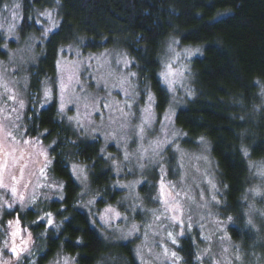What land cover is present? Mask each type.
I'll use <instances>...</instances> for the list:
<instances>
[{"label":"trees","instance_id":"16d2710c","mask_svg":"<svg viewBox=\"0 0 264 264\" xmlns=\"http://www.w3.org/2000/svg\"><path fill=\"white\" fill-rule=\"evenodd\" d=\"M7 1L0 0V8ZM18 1L24 17L35 18L36 10L54 7L61 24L58 34L45 40L40 57L28 70L23 121L28 130L25 137H39L46 148L51 145L53 163L48 175L64 184L63 201L40 203L37 209L17 213L33 237L32 254L20 264H46L60 251L75 257L76 264H139L131 242L106 240L78 206L80 189L69 174L68 163L88 166L96 207L113 204L122 194L111 186L113 175L101 154L100 141L83 138L65 123L54 102L38 108L32 101L42 81L54 74L61 47L77 44L84 51L97 52L118 46L134 61L139 85L152 91L160 112L168 103V92L158 77L160 52L170 36L183 45L202 46L201 55L190 63L194 95L177 109L175 124L186 134L185 145L192 146L201 137L210 144L224 188L220 211L233 221L227 228L231 240L246 250L252 247L262 252L264 238L259 246L252 241L257 234L246 224L243 195L249 185V160H264V0H60L59 5L55 0ZM37 30L33 20L21 22V36ZM242 148L247 149V157ZM146 190L145 185L140 187L141 192ZM40 212L53 213L59 227L35 224ZM263 229L261 225L259 232ZM178 252L183 264H194L189 234L179 237Z\"/></svg>","mask_w":264,"mask_h":264},{"label":"rangeland","instance_id":"374dc122","mask_svg":"<svg viewBox=\"0 0 264 264\" xmlns=\"http://www.w3.org/2000/svg\"><path fill=\"white\" fill-rule=\"evenodd\" d=\"M19 2L18 0H9L5 4H8L11 8L13 3ZM44 9H40L43 11ZM37 10L35 12V19H39L40 23H35L38 30L36 32H31L26 34L25 36H21L20 34V26L21 21H17V27L13 35H9L6 31L8 23L11 22L10 20V13L8 11H4L3 7L0 8V23L4 25L3 29H0V76L9 82V88L13 89L17 94L18 100H23L25 107L23 109H19L18 104H14L11 101L7 102V107H15L20 114L21 119L17 122L24 126V113L26 109V105L28 103L27 94V86H28V70L31 66L35 65L38 58L40 57L43 51V44L46 40L43 36V28L49 27L50 24L45 21L43 18L38 17L36 15ZM19 14L22 16L21 8L19 9ZM55 18L56 21L59 22V17L57 15V11L55 9ZM178 41L177 44L173 45L175 49V53L179 54V59L177 60L173 55V64L176 68L183 67L184 69V76L183 78L177 77V83L173 86L174 90L168 92V103L164 107V109L160 112L156 110L154 105V113L156 115L157 120H161L163 113L169 108L172 107V110L176 114L178 108L183 107L187 104V102L193 97L194 95V87L192 84V75L190 70V63L191 60L196 57L200 56L202 53V46L200 45H183L179 42L177 37L170 36L168 37L165 42L163 43L161 52H160V69L159 72L162 71L163 61L166 56H169V44L173 41ZM6 46V47H5ZM64 48L65 51L61 52L60 49ZM58 51L57 58L55 60V71L54 74L45 81H42L41 87L39 88L38 94L35 99L32 101V104L38 106V108L47 106L51 102H54L56 109L59 113V99L58 96H53V99L45 103L43 97V88L44 82L47 81L49 87H54V82L57 79V69H56V61L61 59L63 61H67V69L64 73L65 78L71 74V65L72 62L78 60H86L90 55L94 57H102V54H106L102 57L101 63H104L106 60L108 63L102 68L97 69V61L92 60L90 63L92 64L91 69L85 70L82 66L80 69V79L84 82L85 87L87 88L88 92L95 96H105L106 91L102 88H97L95 83L89 79V73L93 76H106L108 71H116L118 73L126 74L128 71L135 72L136 70L133 68V64L130 65L128 68H124L122 65H117L116 60L120 58L121 54H126V56L130 58V56L118 46H113L109 48H105L103 50L93 52V51H84L81 47L77 44H69L66 46L61 47ZM191 50L193 55L187 56L184 50ZM196 49L200 51L198 53L195 52ZM132 60V59H131ZM158 72V73H159ZM112 81H109L111 83ZM131 83L136 85L135 91L140 93V97L137 98L136 105H134L132 111L136 112L137 107H143L146 103V96L143 92L145 86L139 85L137 81V76L131 78ZM148 88V87H147ZM75 91L79 94V87H75ZM111 96L108 97L106 102L109 103H116L119 102L121 106L126 99L123 92L119 89L112 88L110 89ZM149 92L152 93L150 89ZM189 93H191L189 95ZM153 94V93H152ZM6 97L4 95V89L0 88V105L4 104ZM130 103L132 101H129ZM261 105L264 106V88L261 92ZM81 118H84L85 109L81 104L79 106ZM90 110V109H89ZM103 113V121L101 120V116L94 114L89 119L94 121V126L99 127V132L93 134L91 129L86 134L83 131H79L81 136L87 140H94L98 139L100 141V149L103 148L104 152L101 153L103 157L106 159V167L111 170V174L113 175L112 185H116L117 182L120 184H129L130 182L135 181H142V183L137 184L134 192L136 195L140 197L139 200H132L126 199L129 195V190L127 188H117L122 191L120 198L113 204L118 211L122 214L127 215L129 217L128 221L124 220H116L113 221V227L108 228L103 226L98 221V213L102 211L104 207L98 208L94 205H88L87 201L89 199H96L97 196L91 192L89 187V180L87 181V194L81 195L82 192H85L84 186L80 185L78 181L77 184L79 185V196H78V206L87 212L90 218L91 225H93L96 230L106 239L109 241L115 242H131L133 246V251L135 258L139 264H141V260L136 255L137 248H141V255L145 264H168L167 261L164 260L163 256H160L157 259V256L162 253L161 245L167 247L170 251H175L181 257L180 253L178 252V247L171 244L170 241L166 238V232L163 228H158L157 226L153 225L151 229H146L148 224L153 223V217L151 209H158L160 208V204L152 199L155 197L158 192V182L160 180V168L153 165L148 160L142 161L145 164L144 169H140L136 167L137 161L135 158L132 159L131 162H125L124 164V171L117 175L115 171L112 169V161L108 159V156L111 155L117 163L123 160V149L125 145L123 143H118L117 141H105L104 133L106 131H111V128L108 127V118L113 113H110L108 109H102ZM77 114L76 107L69 104L65 109V113L63 115L59 114L60 118L70 125L73 129H76L74 123L69 122L67 117L74 116ZM14 115V114H13ZM137 115L139 113L137 112ZM175 116V115H174ZM174 116L172 117V121L168 124L170 129H175L177 132L180 133L179 138L175 141V144L169 148L167 151L164 152V160H163V167L166 169L167 174L165 175V183H172L176 185V191L181 193V202L184 208V219L187 223L189 218L192 223L191 229H185V233L189 234L192 239L193 243V261L194 264H198L195 259L196 254L202 253V251L206 248H211L212 257L219 262V264H225V262H230V264H264V249L262 252H258L254 250V248H250L246 250L240 247L239 244H236L234 241L231 240L228 234V226L232 225L231 223L227 222V218L222 216L220 206L223 204V185L220 181L218 170L214 159L210 153V144L205 138H197L195 139L192 146H187L184 144L187 137L186 134L175 124ZM133 124L139 123L138 120L134 119L132 121ZM160 124L156 123L154 125V129L156 134H159ZM25 127L21 129L23 132ZM78 131V130H77ZM130 136L132 135L131 132L128 133ZM152 135H149L148 140L153 139ZM17 139H21L19 135H17ZM23 139H28L27 137H23ZM7 144V151H12L15 148V156L17 158L20 157L21 153H23V159L19 160V162L13 167L12 161L9 159L10 169L14 175L18 178L20 176V169H24V178L21 181V186L19 191L24 192L25 189L23 188V184L30 183V187L27 189V193L31 194L34 190L36 193L37 204H25L24 207H20L16 205L13 210L3 209L0 210V231L4 233L0 234V247L3 245V241L8 239L6 233V223L8 220H13L18 214V212H22L23 209L26 210L28 208L37 209V205L42 203L46 204L52 200H59V196H63V191H54L52 189L46 187H37V185H43L46 183H50L52 181H58L53 177L49 176L48 179L45 180L40 177L38 169L41 167L43 163V157L39 156L38 150L39 146L33 147L31 145H24L22 142L19 145H14L11 141L5 142ZM40 145L44 146L42 143ZM145 146H147V141H145ZM179 147L180 151L175 152L174 149ZM45 147V146H44ZM111 148V149H110ZM137 148V143H133L131 140L127 143V150L131 152H135ZM8 159L3 152H0V161ZM253 162H264V160L259 161H250L248 163V180L249 185L245 189L244 192V201L247 203L246 208V219L247 226L251 228L257 236L253 235L252 241L258 243L260 245L262 237L264 238V229L263 233L259 232L260 226L264 228V197L255 195L251 190L259 189L261 192H264V176L258 175V168L250 167V163ZM182 165V167H181ZM131 169V172L128 171ZM211 179L212 182L215 184L216 189L213 190L207 181ZM145 185L147 190L145 192L140 191V187ZM201 192H203V199H201ZM185 193L187 197L185 198ZM215 195L216 199L220 201L219 204H216L212 201L211 197ZM0 196H3L5 199H8V202L11 203V199L8 195H6L3 190H0ZM39 200V201H38ZM40 204V205H42ZM134 204H142V209H136L135 211L131 210V206ZM13 213V217L5 218L8 213ZM42 212V211H41ZM40 212V215L43 213ZM203 218V219H202ZM225 221V230L226 235L229 237L227 240H221L220 237L225 235V232H217V225L214 223L215 220ZM96 221L95 225L92 221ZM249 220L251 224H249ZM3 222V223H2ZM131 223H136L138 225H142L141 231L139 234L127 237L125 233L122 231H118L117 229L127 230V227ZM164 225L167 226L168 222L165 221ZM202 226V227H201ZM20 227L26 231L23 232L25 238H27V234L30 233L27 227L20 224ZM148 231L147 239H145L144 232ZM168 231L178 232L179 229L173 227H167ZM156 233V235H153ZM209 236L210 240H205L202 237ZM259 241V242H258ZM33 242V237L31 234V243L30 248ZM17 244H19V238H17ZM178 244H179V237H178ZM261 247L264 248V243L261 244ZM224 249L228 251L225 252ZM151 250V252H149ZM236 255L240 256V260H235L234 257ZM26 256V255H25ZM64 257H69L70 264H76L75 257L67 255L63 252H57V254L49 260L46 264H54L55 261L63 260ZM0 260L2 261H9L10 264H17L15 257L11 255L6 249L0 251ZM32 259H30V262ZM183 264V261L181 262ZM202 264H209L207 258L202 261Z\"/></svg>","mask_w":264,"mask_h":264},{"label":"snow or ice","instance_id":"6c2138e0","mask_svg":"<svg viewBox=\"0 0 264 264\" xmlns=\"http://www.w3.org/2000/svg\"><path fill=\"white\" fill-rule=\"evenodd\" d=\"M60 0H55V4L59 5ZM3 10L8 11L10 13L11 22L8 23L7 33L9 35H13L15 29L17 27V21L23 22L24 20H33L35 23H40L39 19H35L34 17L28 16H20L19 9L21 8V4L19 2L13 3L11 8L8 4H3ZM36 15L38 17L43 18L47 21L50 26L43 28V36L46 39L51 40L55 35L58 34V31L61 28V24L56 21L55 18V8L44 9L43 11L37 10ZM4 25L0 23V29H3ZM178 41L173 40L169 44V56H166L163 65L162 71L158 73L159 81L163 84L167 90L173 91L174 85L177 83V77L183 78L184 69L176 68L173 64V55L178 60L179 54L175 53V49L173 45L177 44ZM6 47V46H5ZM61 52H64L65 49L61 48ZM200 50L196 49L195 52L198 53ZM184 52L187 56L193 55L191 50L185 49ZM106 54H102V57ZM102 57H94L89 56L86 60H78L72 62L71 65V74L65 78V71L67 69L68 62L58 59L56 61V69H57V79L54 82V87H49L47 81L44 82L43 88V97L45 103L50 102L53 99L54 93L58 96L59 99V114L63 115L65 113V109L69 104L76 107L77 114L74 116H68L67 119L69 122L75 124L76 129L78 131H83L86 134L91 129L93 134L99 132V127L94 126V121L89 119L92 115L97 114L101 116V120L103 121V113L102 109H108L110 115L108 118V127L111 128V131H106L104 135L105 141H117L118 143H123L125 145L123 149V160L119 163L109 155L108 159L112 161V169L115 171L117 175H120L125 169V162H131L133 158L137 161L136 167L140 169H144L145 164L142 162L144 160H148L153 165L160 168V180L158 182V192L155 197L152 199L156 200L160 204V208L151 209L153 223L148 224L146 229H151L153 225L158 228H163L166 232V238L171 242L172 245L179 247L178 237H183L185 233V229H191L192 223L189 218V221L186 223L184 219V208L181 202V193L176 191V185L172 183H165V175L167 174L166 169L163 167L164 160V152L171 148L175 141L179 138L180 133L175 129H170L168 124L171 123L172 117L175 115L172 107L169 108L163 113L162 119L157 120L156 115L154 113V105L156 104V100L154 95L148 91L147 85L143 89V92L146 96V103L143 107H137V111H132L134 105H136L137 98L140 97V93L136 92V85L131 83V78L137 76V73L128 71L126 74L118 73L116 71H108L106 76H93L89 73V79L95 83L97 88H102L106 91L105 96H95L88 92L85 87L84 82L81 81L80 77V69L83 66L85 70L91 69L92 64L90 63L92 60L97 61V69H102L108 62L105 60L104 63H101ZM134 63L133 60L129 59L126 54H121L120 58L116 60L117 65H122L124 68H128L130 65ZM109 81H112L109 83ZM9 82L6 81L3 76H0V88L4 89V95L6 97L4 104L0 105V152H3L4 155L8 158L3 161H0V190L9 196L11 199V203L8 202V199H5L3 196H0V210L9 209L13 210L16 205L20 207H24L25 204L31 203L35 204L37 202L38 197L36 196L35 191L33 190L31 194L27 193V189L30 187V183L23 184L24 192L19 191L21 186V181L24 178V169H20L19 178L13 174L10 169L9 159L12 161V166L14 167L19 160L23 159V153H21L20 157L17 158L15 156V148L12 151H7V144L5 142L11 141L14 145H19L21 142L24 145H31L34 148L39 146L38 155L43 157V163L41 167L38 169L40 177L47 180L48 179V170L50 165L53 163V159L49 154L48 148H51L49 145L47 148L40 145L39 137L23 139L24 136H27L28 130L24 129L21 132V129L24 127L22 124L17 123L21 117L17 108L15 107H7V102L11 101L14 104H18L19 109H23L25 104L23 100L17 99V94L15 91L8 86ZM79 87V94L75 91V87ZM116 88L123 92L126 97L123 106L116 103L106 102L108 97L111 96L110 89ZM191 93H189L190 95ZM129 101H132L131 103ZM83 105L85 109L84 118H81L79 106ZM90 109V110H89ZM137 112L139 115H137ZM14 114V115H13ZM136 119L139 123L133 124L132 121ZM156 123L160 124L159 134H156L154 129V125ZM47 132V130H45ZM131 132L130 136L128 133ZM17 135L21 137V139H17ZM40 135H44L41 133ZM149 135H152L154 138L148 140ZM131 140L133 143H137V148L135 152H129L127 150V143ZM145 141H147V146H145ZM55 143V141L53 142ZM74 143V142H73ZM54 150V149H53ZM175 152H179L180 149L177 146L174 149ZM243 155L247 157L249 155L246 148L241 149ZM104 152V149L101 148V153ZM67 169L69 171L70 176L79 182L80 185L84 186L85 192H82L81 195L87 194V181H88V166L83 163H68ZM250 167L258 168V175L264 176V162H253L250 163ZM182 167V165H181ZM131 172V169H128ZM142 183V181L130 182L129 184H120L119 182L114 185V188H127L129 190V195L126 199L139 200L140 197L135 194L134 189L137 184ZM209 186L215 190L216 186L212 182L211 179L207 181ZM37 187H46L52 189L54 191H62L64 188L63 182L60 181H52L50 183H46L43 185H37ZM255 195L264 197V192H261L259 189L251 190ZM203 192H201V199H203ZM185 198L187 194L185 193ZM59 200L63 201L64 197L61 195L58 197ZM101 199L103 197L101 196ZM212 201L216 204H219L220 201L216 199V196L213 195L211 197ZM96 200L89 199L87 201L88 205H94ZM142 204H134L131 206V210L135 211L136 209H142ZM8 214H11L9 212ZM203 219V218H202ZM116 220H124L128 221L129 217L127 215L122 214L111 204H106V206L98 213V221L105 227L111 228L113 227V221ZM167 221L168 225L165 226L164 222ZM232 217H227V222L231 223ZM35 224L39 225L40 223L46 224L49 228H57L59 227L54 220V214L51 212H45L43 215H40L37 221H34ZM95 225L96 221H92ZM214 223L217 225V232H225V235L221 236L220 239L227 240L229 237L226 235L225 230V221H221L219 219L215 220ZM251 224V221L248 222ZM21 221L19 215H17L13 220H8L6 223L7 231L6 235L8 239L3 241L2 247H0V251L7 250L13 257H15L17 264H20L22 259L27 256H31V233L27 234V238L23 235V232L26 231L20 227ZM175 227L178 228V232L168 231L167 227ZM142 225H138L136 223H131L125 232L123 229H117L118 231H122L125 233V236L131 237L137 235L141 231ZM202 227V226H201ZM43 235V234H42ZM156 235V233H153ZM145 239H147L148 231L144 232ZM17 238H19V244H17ZM205 240H210L209 236L202 237ZM162 253L157 256V259L160 256H163L164 260L168 262V264H181L183 258L180 257L177 252L170 251L167 247L161 245ZM141 248H137L136 255L141 260V264H145L143 257L141 255ZM227 252V249H224ZM151 252V250H149ZM207 258L209 264H219L217 260L212 257L211 248H206L202 251V253H198L195 256L198 264H202V261ZM69 257H64L63 260H57L54 264H70ZM235 260H240V256L236 255L234 257ZM0 264H10L9 261L0 260ZM225 264H230V262H225Z\"/></svg>","mask_w":264,"mask_h":264}]
</instances>
